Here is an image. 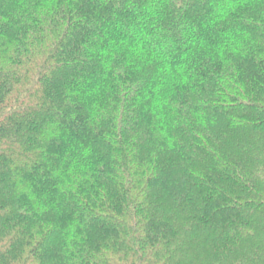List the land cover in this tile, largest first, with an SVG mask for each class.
I'll return each mask as SVG.
<instances>
[{
    "label": "trees",
    "instance_id": "16d2710c",
    "mask_svg": "<svg viewBox=\"0 0 264 264\" xmlns=\"http://www.w3.org/2000/svg\"><path fill=\"white\" fill-rule=\"evenodd\" d=\"M0 264H264V0H0Z\"/></svg>",
    "mask_w": 264,
    "mask_h": 264
}]
</instances>
